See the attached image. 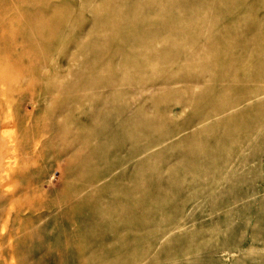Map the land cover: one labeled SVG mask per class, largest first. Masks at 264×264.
<instances>
[{"label":"rangeland","instance_id":"1","mask_svg":"<svg viewBox=\"0 0 264 264\" xmlns=\"http://www.w3.org/2000/svg\"><path fill=\"white\" fill-rule=\"evenodd\" d=\"M0 264H264V0H0Z\"/></svg>","mask_w":264,"mask_h":264}]
</instances>
